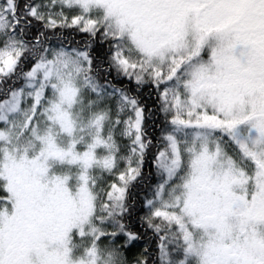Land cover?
Instances as JSON below:
<instances>
[{
	"label": "snow or ice",
	"instance_id": "obj_1",
	"mask_svg": "<svg viewBox=\"0 0 264 264\" xmlns=\"http://www.w3.org/2000/svg\"><path fill=\"white\" fill-rule=\"evenodd\" d=\"M0 264H264V0H0Z\"/></svg>",
	"mask_w": 264,
	"mask_h": 264
}]
</instances>
